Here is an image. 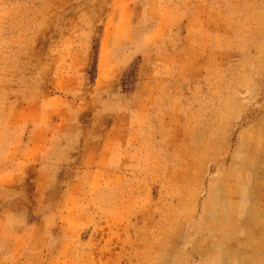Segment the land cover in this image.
<instances>
[{
	"label": "rangeland",
	"instance_id": "rangeland-1",
	"mask_svg": "<svg viewBox=\"0 0 264 264\" xmlns=\"http://www.w3.org/2000/svg\"><path fill=\"white\" fill-rule=\"evenodd\" d=\"M0 264H264V0H0Z\"/></svg>",
	"mask_w": 264,
	"mask_h": 264
},
{
	"label": "bare ground",
	"instance_id": "bare-ground-1",
	"mask_svg": "<svg viewBox=\"0 0 264 264\" xmlns=\"http://www.w3.org/2000/svg\"><path fill=\"white\" fill-rule=\"evenodd\" d=\"M206 205V204H205Z\"/></svg>",
	"mask_w": 264,
	"mask_h": 264
}]
</instances>
